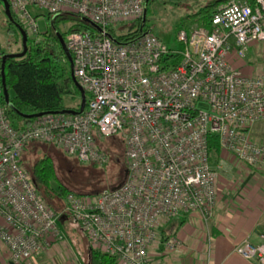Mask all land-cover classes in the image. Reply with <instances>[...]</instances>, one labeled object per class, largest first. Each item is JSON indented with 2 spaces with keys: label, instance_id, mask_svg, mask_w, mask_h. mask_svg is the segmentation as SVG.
Segmentation results:
<instances>
[{
  "label": "built area",
  "instance_id": "obj_1",
  "mask_svg": "<svg viewBox=\"0 0 264 264\" xmlns=\"http://www.w3.org/2000/svg\"><path fill=\"white\" fill-rule=\"evenodd\" d=\"M6 2L29 37L40 33L29 5L72 12L99 28L65 35L71 74L85 93L81 109L44 112L16 126L0 101V244L11 261L65 239L58 225L65 216L91 248L117 264H158L153 250L161 220L191 211L205 220L214 211L217 172L208 159V133L236 161L264 170V142L249 134L264 120V68H241L249 46L264 43V0L222 2L206 24L176 29L179 47L167 46L150 29L121 40L108 34L118 19L135 18L138 25L146 0ZM167 53L180 58L162 67ZM112 134L124 144L121 182L89 194L68 191L60 210L48 206L22 165L25 145L45 142L81 164H104L108 156L97 141ZM162 245L172 252L183 240L173 234ZM233 251L264 264V235L258 243L243 239Z\"/></svg>",
  "mask_w": 264,
  "mask_h": 264
},
{
  "label": "trees",
  "instance_id": "obj_2",
  "mask_svg": "<svg viewBox=\"0 0 264 264\" xmlns=\"http://www.w3.org/2000/svg\"><path fill=\"white\" fill-rule=\"evenodd\" d=\"M148 1L146 0L145 2V11ZM223 1L225 0H211L207 2L193 13L194 16L189 21L178 24L176 29L179 27L188 28L193 23L206 24L211 12ZM245 1L250 4L253 3V0ZM9 12L11 20H7L6 29L13 32L14 35L20 34L17 28L16 17L10 10ZM144 14L140 20L141 22L138 24L139 26L136 25L131 31L116 33L112 26H108V34L116 40H121L132 37L143 29L151 30L150 26L146 23ZM50 18L56 28L58 22L65 24L64 29L60 31L62 37H65L66 33L72 30H93L87 18L72 12H47L44 18L45 21L48 22ZM21 42L23 44L22 53L16 56H5L2 59L4 51L0 50V68L2 63L3 80L7 91V100L10 105L4 101L2 94L0 101L7 104L6 112L8 117L11 120L21 119L24 122H29L31 118L27 116L35 113L57 112L65 108L77 109L78 105L74 107L68 106L63 99L65 94L74 93L76 87L70 75L68 59L60 47L55 31L46 27L36 38L25 35L24 38H21ZM179 46L180 44L178 43L175 47ZM179 58L178 54L167 53L160 59L161 66H174ZM206 141L210 163L213 158L218 156L221 147L218 142V136L215 133H208ZM33 142H28L23 151ZM116 142L120 144L122 152L118 151ZM41 143L48 144L45 142ZM97 144L107 153L108 160L109 156L117 157L121 155V163H123L125 169L122 138L115 140L112 146L103 143L102 140H98ZM33 149L29 147L28 151H33ZM116 151L118 153H114ZM108 160L106 163L98 165L104 166L109 163ZM28 169L38 193L48 206L52 207V202L55 203L56 200H63L65 193L72 191L67 190L63 182L57 179L52 159L48 153L41 152L32 161ZM260 172L264 175V170H260ZM111 175L115 176L113 173ZM105 180L107 181V179ZM109 187H115V183L113 185L110 184ZM77 193L89 194L92 192L82 191ZM70 224L72 227L77 228L74 223L70 222ZM79 232L84 236L80 230ZM85 251L86 264H117L114 256L101 252L98 249H93L88 244L85 245Z\"/></svg>",
  "mask_w": 264,
  "mask_h": 264
},
{
  "label": "crops",
  "instance_id": "obj_3",
  "mask_svg": "<svg viewBox=\"0 0 264 264\" xmlns=\"http://www.w3.org/2000/svg\"><path fill=\"white\" fill-rule=\"evenodd\" d=\"M241 68L245 72L264 68V43L249 46ZM14 120L16 126L28 124L21 119ZM249 134L264 142V120L256 121L249 128ZM210 166L217 172L213 213L202 220L196 211L186 212L175 228L161 229L160 240L153 250L158 264H256L235 253L233 246L243 239L258 243L260 235H264V175L236 161L222 148ZM66 219L62 216L58 222ZM173 234L181 237L183 246L164 252L162 242ZM64 238L62 241L51 239L37 255L17 261H11L0 244V264H86V251L82 253L75 247L73 250L70 244L73 241Z\"/></svg>",
  "mask_w": 264,
  "mask_h": 264
},
{
  "label": "rangeland",
  "instance_id": "obj_4",
  "mask_svg": "<svg viewBox=\"0 0 264 264\" xmlns=\"http://www.w3.org/2000/svg\"><path fill=\"white\" fill-rule=\"evenodd\" d=\"M209 1L211 0H149L146 4V11L144 14L146 23L150 26L151 31L167 44V46L175 47L178 44L174 35L176 26L189 21L194 16L193 13ZM28 9L35 18L38 31L42 32L46 27L55 31L63 53L68 56L65 37L60 35V31L64 29L65 24L58 22L56 28L51 18L48 22L45 21L44 18L48 12L45 8L29 5ZM7 20H11L9 9H6L4 1L0 0V50L4 51V53H20L22 51L21 35L19 33L14 35L13 32L6 29ZM13 23L16 25L15 22ZM110 25L116 33H125L135 28L137 19H118L110 22ZM75 87L76 90L74 93L65 94L63 97L65 104L71 107L82 104L84 101V90L76 80ZM201 106L203 108L206 107L205 104ZM11 122L16 125L15 120H11ZM117 139H121L120 136L118 134H112L103 137L100 141L102 140L103 143L112 146L113 142ZM29 147L34 148L33 151H28ZM117 149L122 152L119 143H117ZM41 152L50 155L57 179L63 182L67 190H72L76 193L82 191H90L92 193L98 192L101 189L110 188L109 185H113L114 183L116 186L121 182L124 176L125 169L123 163H121V155L117 157L109 156V163L104 166L95 163L81 164L76 161L74 156L66 155L59 147L52 144H44L39 141H35L28 145L27 149L21 154L22 165L27 171L32 161ZM114 153L118 152L116 151ZM112 173L115 176L111 175ZM105 179H107V181ZM51 204L53 205L52 207L58 211L62 207V200H56L55 203L52 202ZM184 213L173 216L167 221L161 220V229L169 231L175 228L184 218ZM70 222L71 220L69 217L63 222H58L59 228L67 239L73 241L70 243L72 249L74 250L75 247V249H79L84 253L86 238L77 228L72 227Z\"/></svg>",
  "mask_w": 264,
  "mask_h": 264
},
{
  "label": "water",
  "instance_id": "obj_5",
  "mask_svg": "<svg viewBox=\"0 0 264 264\" xmlns=\"http://www.w3.org/2000/svg\"><path fill=\"white\" fill-rule=\"evenodd\" d=\"M3 1H4V5H5L6 9H8L6 0H3ZM87 20L91 24V27L93 28V30H98L99 29L97 24H95L94 22L90 21L89 19H87ZM17 28H18V30H19V32L21 34V38H24L25 37V32L22 30V28L19 25H17ZM21 53H22V51L20 53H4L1 58L3 59V57H5V56H16V55L21 54ZM66 57H67L68 62H69V70H70L71 69V60H70L69 51H68V56H66ZM0 74H1V78H0L1 92H2V95H3L4 101L6 103H8L7 91H6V88H5V85H4V80H3L2 63H1V68H0ZM70 75H71V77H72V79L74 81V84H75V78L72 76L71 70H70ZM83 104H84V101H83L82 104L78 105V109H81L83 107ZM8 105H10V104L8 103ZM60 112H72V109L65 108V109L60 110ZM39 114H41V113L40 112L39 113H35V114L29 115L27 117L30 118L32 116L39 115Z\"/></svg>",
  "mask_w": 264,
  "mask_h": 264
}]
</instances>
